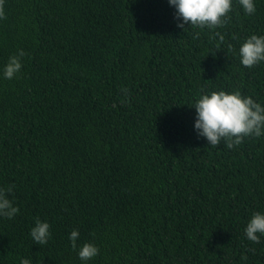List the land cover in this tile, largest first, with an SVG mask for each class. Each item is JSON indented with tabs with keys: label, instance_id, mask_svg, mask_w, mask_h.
Returning <instances> with one entry per match:
<instances>
[{
	"label": "trees",
	"instance_id": "trees-1",
	"mask_svg": "<svg viewBox=\"0 0 264 264\" xmlns=\"http://www.w3.org/2000/svg\"><path fill=\"white\" fill-rule=\"evenodd\" d=\"M255 6L182 30L167 0H0V67L25 52L0 79V187L19 209L0 217V264H264L243 231L264 211V136L209 146L192 108L220 89L264 105V61L236 55L264 35ZM73 229L97 256L78 258Z\"/></svg>",
	"mask_w": 264,
	"mask_h": 264
},
{
	"label": "clouds",
	"instance_id": "clouds-1",
	"mask_svg": "<svg viewBox=\"0 0 264 264\" xmlns=\"http://www.w3.org/2000/svg\"><path fill=\"white\" fill-rule=\"evenodd\" d=\"M167 3L174 8L176 27L182 30L186 29V24L210 30L222 27L233 6V0H167ZM238 3L246 15L255 13V0H238ZM214 35L221 40L224 38L220 32ZM24 55L23 49L10 55L0 67V79H13L22 68L21 59ZM236 55L245 67L264 61V35L251 34L244 38ZM122 91L126 92V89ZM192 108L195 109L193 129L197 137L204 138L209 146H217L223 141L224 146L231 149L247 137L264 136V105L239 90L202 91L194 100ZM13 187H0V217L11 219L19 211L8 198ZM49 229V223L37 217L29 229V236L35 244L44 245L51 237ZM243 231L248 240L258 243L260 237L264 236V211L253 212ZM68 239L82 262H87L99 253L98 247L91 242L77 246L79 232L76 229L71 230ZM19 264H31V261L22 257Z\"/></svg>",
	"mask_w": 264,
	"mask_h": 264
}]
</instances>
